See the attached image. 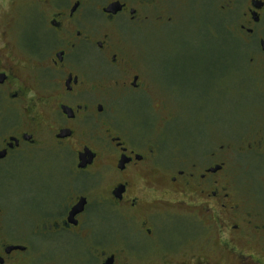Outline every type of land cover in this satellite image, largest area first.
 Masks as SVG:
<instances>
[{
    "label": "flooded vegetation",
    "instance_id": "flooded-vegetation-1",
    "mask_svg": "<svg viewBox=\"0 0 264 264\" xmlns=\"http://www.w3.org/2000/svg\"><path fill=\"white\" fill-rule=\"evenodd\" d=\"M215 2L264 87V0H0V264H218L219 241L228 260L263 264L264 199L239 191L233 146L173 167L177 113L159 134L127 105L157 86L135 28ZM253 138L235 157L261 166L264 129Z\"/></svg>",
    "mask_w": 264,
    "mask_h": 264
},
{
    "label": "rangeland",
    "instance_id": "rangeland-1",
    "mask_svg": "<svg viewBox=\"0 0 264 264\" xmlns=\"http://www.w3.org/2000/svg\"><path fill=\"white\" fill-rule=\"evenodd\" d=\"M167 16H173L175 25L150 22L135 28L157 86L152 82L146 96L134 93L127 103L128 109L142 116L151 112L159 134L166 129L165 113H177L166 129L170 146H163L171 159L178 160H173V167L181 166L184 156L189 157L181 153L201 155L215 147L233 146L230 159L239 191L253 194L252 188L264 199V163L258 166L244 154L235 157L236 146H247L256 132L264 129V87L252 85L244 75L238 42L241 38L233 31L229 11L216 2L215 6L200 3L195 7L181 6L178 12H169ZM55 163L57 167L63 161ZM41 166L36 164L40 171L37 174L46 180L48 175L41 170L48 167ZM255 202L252 197L253 205ZM169 204L174 216L165 227L169 237H178L180 217L174 213L181 210L174 201ZM219 242L218 256L222 261L216 262L238 264L228 260ZM242 248L247 252L257 247L245 243ZM261 255L264 264V254Z\"/></svg>",
    "mask_w": 264,
    "mask_h": 264
}]
</instances>
